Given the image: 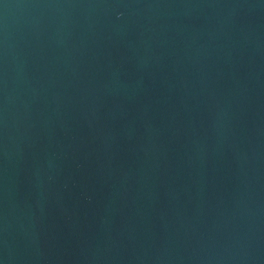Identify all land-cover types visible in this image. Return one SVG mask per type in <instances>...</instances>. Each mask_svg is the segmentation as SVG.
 I'll use <instances>...</instances> for the list:
<instances>
[{
  "label": "water",
  "instance_id": "95a60500",
  "mask_svg": "<svg viewBox=\"0 0 264 264\" xmlns=\"http://www.w3.org/2000/svg\"><path fill=\"white\" fill-rule=\"evenodd\" d=\"M0 264H264V0H0Z\"/></svg>",
  "mask_w": 264,
  "mask_h": 264
}]
</instances>
